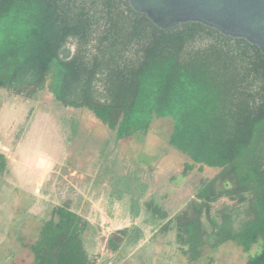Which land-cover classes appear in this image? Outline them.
<instances>
[{"label":"trees","instance_id":"trees-1","mask_svg":"<svg viewBox=\"0 0 264 264\" xmlns=\"http://www.w3.org/2000/svg\"><path fill=\"white\" fill-rule=\"evenodd\" d=\"M1 90L27 99L48 90L118 140L172 118L169 144L190 160L183 174L218 171L171 217L154 199L148 211L167 219L160 230L174 231L192 262L231 241L246 252L258 245L245 264H264V54L256 45L197 22L159 28L128 0H0ZM7 165L0 151V171ZM41 221L29 246L34 264H98L101 250L84 241L92 224L70 196ZM131 230L93 229L109 253Z\"/></svg>","mask_w":264,"mask_h":264},{"label":"rangeland","instance_id":"rangeland-1","mask_svg":"<svg viewBox=\"0 0 264 264\" xmlns=\"http://www.w3.org/2000/svg\"><path fill=\"white\" fill-rule=\"evenodd\" d=\"M0 102V151L8 163L0 171V264H34L29 246L41 220L67 196L92 224L84 241L91 252L101 250L98 264H245L258 250L254 245L246 252L229 241L192 262L176 233L160 230L167 219L157 220L146 203L154 199L171 217L202 178L218 171L195 167L183 174L190 160L169 144L172 118H154L147 133L118 140L91 112L62 106L48 90L34 99L1 90ZM93 225L107 235L132 230L119 234L120 248L109 253Z\"/></svg>","mask_w":264,"mask_h":264},{"label":"water","instance_id":"water-1","mask_svg":"<svg viewBox=\"0 0 264 264\" xmlns=\"http://www.w3.org/2000/svg\"><path fill=\"white\" fill-rule=\"evenodd\" d=\"M162 29L197 22L243 38L264 54V0H128Z\"/></svg>","mask_w":264,"mask_h":264}]
</instances>
